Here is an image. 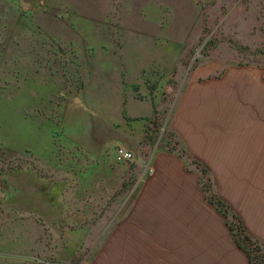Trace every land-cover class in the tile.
<instances>
[{
    "label": "rangeland",
    "instance_id": "obj_1",
    "mask_svg": "<svg viewBox=\"0 0 264 264\" xmlns=\"http://www.w3.org/2000/svg\"><path fill=\"white\" fill-rule=\"evenodd\" d=\"M256 67L264 0H0V264H217L216 211L244 239L221 155Z\"/></svg>",
    "mask_w": 264,
    "mask_h": 264
},
{
    "label": "crops",
    "instance_id": "obj_2",
    "mask_svg": "<svg viewBox=\"0 0 264 264\" xmlns=\"http://www.w3.org/2000/svg\"><path fill=\"white\" fill-rule=\"evenodd\" d=\"M254 70L258 72V77L253 79L257 87L248 98L244 95L238 97L239 108L234 119L235 124L223 130L227 139L223 141L222 147L221 163L224 174L220 192L224 201L238 216L245 233L260 247V256L264 262V77H261L260 67ZM224 125L226 126V123ZM246 145L248 150L245 149ZM206 151L205 148L206 158L211 157ZM155 162V166L160 168V173L165 175L171 174V167H178L180 173L183 165L176 155L169 154L156 158ZM183 174L188 185L193 188L197 202L206 200L198 187V177L191 171H183ZM157 183L152 184L156 186ZM216 212L214 218L217 226L211 224L208 231L216 242H220L217 244V250L221 260L217 264H259L250 259L231 239L224 216ZM214 244L212 242V246Z\"/></svg>",
    "mask_w": 264,
    "mask_h": 264
},
{
    "label": "trees",
    "instance_id": "obj_3",
    "mask_svg": "<svg viewBox=\"0 0 264 264\" xmlns=\"http://www.w3.org/2000/svg\"><path fill=\"white\" fill-rule=\"evenodd\" d=\"M216 202L222 204V201H220L219 199ZM240 228H241V231L244 232L243 238L248 240L249 242H254L256 244V242L254 240H252L251 237L248 234L245 233L244 228L242 227V225H241ZM244 239H240L239 240V239L236 238L234 240H235L236 244L248 254L250 259L254 260L255 262H258L259 264H264V262L262 261L261 256L254 253V249L244 246V244H243V241H245ZM254 247H255V249H260V247L257 244Z\"/></svg>",
    "mask_w": 264,
    "mask_h": 264
},
{
    "label": "built area",
    "instance_id": "obj_4",
    "mask_svg": "<svg viewBox=\"0 0 264 264\" xmlns=\"http://www.w3.org/2000/svg\"><path fill=\"white\" fill-rule=\"evenodd\" d=\"M115 158L117 161H128L132 158V152L125 147L118 146L115 149Z\"/></svg>",
    "mask_w": 264,
    "mask_h": 264
}]
</instances>
